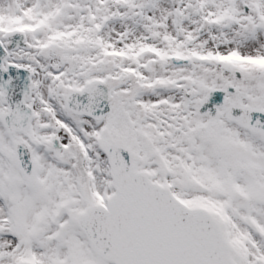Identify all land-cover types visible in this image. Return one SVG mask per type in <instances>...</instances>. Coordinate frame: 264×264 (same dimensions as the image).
I'll use <instances>...</instances> for the list:
<instances>
[{
  "label": "snow or ice",
  "instance_id": "obj_1",
  "mask_svg": "<svg viewBox=\"0 0 264 264\" xmlns=\"http://www.w3.org/2000/svg\"><path fill=\"white\" fill-rule=\"evenodd\" d=\"M0 264H264V0H0Z\"/></svg>",
  "mask_w": 264,
  "mask_h": 264
}]
</instances>
